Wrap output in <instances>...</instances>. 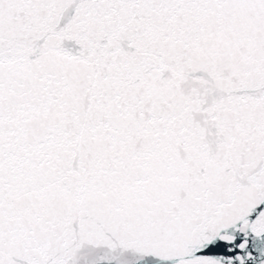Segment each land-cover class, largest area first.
I'll use <instances>...</instances> for the list:
<instances>
[{"label":"water","instance_id":"95a60500","mask_svg":"<svg viewBox=\"0 0 264 264\" xmlns=\"http://www.w3.org/2000/svg\"><path fill=\"white\" fill-rule=\"evenodd\" d=\"M0 264H264L105 0H0Z\"/></svg>","mask_w":264,"mask_h":264}]
</instances>
